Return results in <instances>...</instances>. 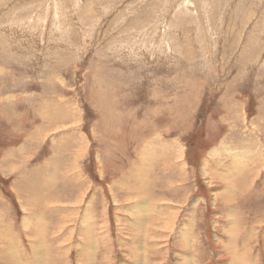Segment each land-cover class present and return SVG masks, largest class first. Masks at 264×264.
I'll use <instances>...</instances> for the list:
<instances>
[{
	"label": "rangeland",
	"instance_id": "obj_1",
	"mask_svg": "<svg viewBox=\"0 0 264 264\" xmlns=\"http://www.w3.org/2000/svg\"><path fill=\"white\" fill-rule=\"evenodd\" d=\"M51 238L44 264H264V0H0V251Z\"/></svg>",
	"mask_w": 264,
	"mask_h": 264
},
{
	"label": "bare ground",
	"instance_id": "obj_2",
	"mask_svg": "<svg viewBox=\"0 0 264 264\" xmlns=\"http://www.w3.org/2000/svg\"><path fill=\"white\" fill-rule=\"evenodd\" d=\"M66 119V118H65ZM64 119V120H65ZM66 120H69V119H66ZM65 120V121H66ZM62 121H63V118H62ZM167 148H169L168 146H166V149ZM241 148V147H240ZM250 148V147H249ZM65 149V148H64ZM84 150V149H83ZM244 150V149H243ZM180 151V150H179ZM179 151H177V152H174V154H175V156H177V155H180V152ZM245 151V150H244ZM249 151V150H248ZM215 152V151H214ZM23 153H25V151H23ZM147 153H150V151H148ZM22 154V153H21ZM23 155V154H22ZM249 155H250V153H249ZM79 156V155H78ZM239 156V155H238ZM242 156V155H241ZM240 156V157H241ZM248 156V155H247ZM236 157H237V155H236ZM142 158H143V160H142V162L144 161V162H150V159H149V157L148 156H146V157H144V154H143V156H142ZM180 158V157H179ZM238 158V157H237ZM244 158H246L245 156H244ZM56 160V157L55 158H51L50 160H52V164H54V161ZM80 158H75V159H71V161L69 160V164H67L68 166H73V167H76V164H78V160H79ZM234 160H233V165L235 166L237 163H238V165L236 166V167H234L233 168V173L234 172H237V170H239V171H241V172H243V171H245V169L246 168H243L242 169V167H245L242 163H240L239 162V160H235V157L233 158ZM241 161V160H240ZM23 162V161H22ZM244 162V161H243ZM146 163H145V165H146ZM246 163V162H245ZM22 165V164H21ZM49 165V163H46V166H45V172H46V174H43V176H45V179L44 180H46V181H44L45 182V184H43L44 185V188L46 187V189H47V193L45 194V195H43L42 196V192H44L43 191V188L42 187H40V186H38V183L36 182V181H34V182H32V183H27V188L29 187V189H31V190H33V192H34V195H36V194H39V193H36L35 192V190H34V188H35V185H37L38 187H36L37 188V190H39V188H42V192L40 193L41 194V197H40V195L38 196V195H36L37 196V198H41V202H40V204H33V206L35 205V208H37V207H40V208H45V210H43V214L41 213V212H39L40 214H34L33 215V218L34 219H32V225L33 226H31V224H29V223H25L27 226H28V228H29V231H33L34 229H35V233L38 235V236H40V237H42L43 238V235H44V233L45 234H47L48 232H47V229H48V223L46 222V219L49 217V215L51 214V207H49V204L50 203H52L53 201H56V198H58L59 199V197L57 196L58 194H57V192L56 191H52V189L55 187V183H56V181L58 180V179H54V173H53V171H51V168L50 169H48L47 168V166ZM144 165V166H145ZM181 165L184 167V163L182 162L181 163ZM246 165V164H245ZM57 166V167H56ZM155 165H153V166H151L150 168H152V167H154ZM55 167L56 168H58V170H63V169H65V167H66V164L64 163V166L62 167L61 166V162H60V165L58 166V162H57V164L55 165ZM78 168V167H77ZM150 168H146V169H143L142 171H141V174H142V184H141V186H140V188L138 189L139 191H138V193H137V195H133L132 194V196H130L131 198L132 197H134L135 199H136V201L137 202H141V201H143L144 199H146V198H148V197H150V199L149 200H151V196H150V194H148V192L147 191H149L148 189H147V185H146V183H147V177L149 176V170H150ZM18 169V168H17ZM44 169L43 168H40V174L41 173H44V171H43ZM76 170H78V169H76ZM75 170V171H76ZM59 172V171H58ZM79 172V171H78ZM77 172V173H78ZM244 173V172H243ZM75 173L73 172V175H69L68 173H66V174H64L61 178H65L66 180H67V182L68 183H72L73 182V180L72 179H74V178H76V177H80L79 175H81V174H78V175H74ZM237 174H240L241 175V173L240 172H238ZM136 175V174H135ZM239 175V176H240ZM75 176V177H74ZM236 176V175H235ZM24 178V177H23ZM41 178H43V177H41ZM70 178H72V179H70ZM141 178V177H140ZM140 178H138V179H140ZM151 178H152V176H151ZM26 178H24V180H25ZM238 178L237 177H235L234 178V180L236 181ZM246 179V178H245ZM20 181V180H19ZM228 182V181H227ZM36 183V184H35ZM138 183V182H137ZM235 183V182H234ZM233 183V184H234ZM231 184V182H229V185ZM19 185H20V183H19ZM42 185V184H41ZM56 185H57V183H56ZM26 186V185H25ZM58 186V185H57ZM22 187V186H21ZM24 187V186H23ZM83 188V187H82ZM129 189L130 190H132L133 188L132 187H129ZM235 189V188H234ZM71 191L73 192V193H75L76 191H78L77 190V188L76 187H74V186H71ZM82 191V190H81ZM56 192V193H55ZM24 193V192H23ZM25 193L28 195V193L25 191ZM81 192L79 191V193L76 195V198H80V196H81V194H80ZM140 193L142 194V196H140ZM226 196H224V197H222V198H224V199H232V198H230L231 197V193H228L227 191H226ZM63 196V195H62ZM84 196V195H83ZM82 196V197H83ZM81 197V198H82ZM233 197V196H232ZM36 198V199H37ZM220 198V197H219ZM57 199V200H58ZM234 200H235V197L233 198ZM79 200V199H78ZM217 200V199H216ZM31 202H32V199L30 200ZM29 201V202H30ZM37 201V200H36ZM225 201V203L227 202V200H223V202ZM152 202H153V199H152ZM230 202V201H229ZM236 202V201H235ZM32 203H34V201L32 202ZM37 203V202H36ZM144 204V203H143ZM143 204H142V207L141 208H143L144 206H143ZM227 204V203H226ZM141 205V204H140ZM144 205H146V204H144ZM149 206V205H148ZM145 207H147V206H145ZM74 208V207H73ZM27 210V209H26ZM29 211V210H28ZM144 215H146L145 213H144ZM43 217V218H42ZM146 217H147V215H146ZM41 219V222H42V224H37V222L35 223L34 221L35 220H38V219ZM45 218V219H44ZM44 220V221H43ZM156 222V221H155ZM89 225V224H88ZM156 228H158V227H156L153 223H152V225L150 226V229H151V231L153 230V229H156ZM159 228H161V226L159 227ZM10 235V233L8 234V236ZM4 236V235H3ZM10 237H11V235H10ZM236 237V236H235ZM12 238V237H11ZM8 239V238H7ZM2 241V240H1ZM11 241V240H10ZM13 241V240H12ZM51 241V242H50ZM53 242H56V240L54 239V238H51L50 240H43V242H42V244L41 245H39V244H37L36 242H34V244L32 243V245L33 246H35L34 247V249H32V250H30L29 252H30V254H31V256H32V260H33V262H34V264H44L43 263V252H44V250L50 245V243H53ZM246 242H248V239L246 240ZM244 245V244H243ZM3 247V246H2ZM153 247L154 246H151L150 247V252L149 253H151L152 252V250H153ZM232 242L231 243H229L228 245H226L225 246V251L227 252V251H230L231 249H232ZM9 248V247H8ZM21 249V248H20ZM246 251H248L249 250V248H246L245 249ZM89 251V250H88ZM87 251V252H88ZM230 253V252H229ZM21 254L23 255L24 254V250L23 251H21ZM231 255H232V259H231V261H230V264H250V263H248V261L245 259V258H240V259H235L236 258V252L235 251H233L232 253H230ZM136 259H137V257L136 256H134ZM144 257V256H143ZM89 258V257H88ZM139 259V258H138ZM138 259H137V261H138ZM86 260V262H87V258L85 259ZM0 262L2 263V264H17L16 262H15V260H14V258H13V256L11 255V251L9 250L8 251V249L6 248V247H3V250H1L0 251ZM146 263V262H145ZM28 264H31V263H28ZM50 264V263H49ZM89 264V263H88ZM147 264V263H146Z\"/></svg>",
	"mask_w": 264,
	"mask_h": 264
},
{
	"label": "crops",
	"instance_id": "obj_3",
	"mask_svg": "<svg viewBox=\"0 0 264 264\" xmlns=\"http://www.w3.org/2000/svg\"><path fill=\"white\" fill-rule=\"evenodd\" d=\"M18 156L16 155V158H17ZM20 158H23V156H22V154L19 156Z\"/></svg>",
	"mask_w": 264,
	"mask_h": 264
}]
</instances>
